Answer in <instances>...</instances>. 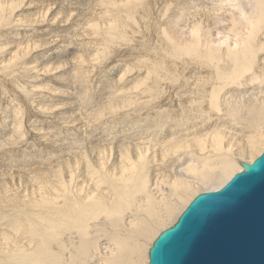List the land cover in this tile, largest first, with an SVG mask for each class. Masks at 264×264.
Returning a JSON list of instances; mask_svg holds the SVG:
<instances>
[{
	"label": "bare ground",
	"instance_id": "6f19581e",
	"mask_svg": "<svg viewBox=\"0 0 264 264\" xmlns=\"http://www.w3.org/2000/svg\"><path fill=\"white\" fill-rule=\"evenodd\" d=\"M69 1L0 0V100L22 101L9 105L13 135L0 150L28 141L26 129L53 159L25 184L3 181L0 264H147L150 245L196 195L263 152L264 0H200L212 6L192 11L191 0ZM20 10L32 12L16 19ZM63 41L77 86L65 118L38 97L53 99L52 87L21 82L56 70L61 62L34 60ZM90 129L99 143L87 147Z\"/></svg>",
	"mask_w": 264,
	"mask_h": 264
},
{
	"label": "water",
	"instance_id": "95a60500",
	"mask_svg": "<svg viewBox=\"0 0 264 264\" xmlns=\"http://www.w3.org/2000/svg\"><path fill=\"white\" fill-rule=\"evenodd\" d=\"M222 188L196 195L148 264H264V149Z\"/></svg>",
	"mask_w": 264,
	"mask_h": 264
},
{
	"label": "rangeland",
	"instance_id": "374dc122",
	"mask_svg": "<svg viewBox=\"0 0 264 264\" xmlns=\"http://www.w3.org/2000/svg\"><path fill=\"white\" fill-rule=\"evenodd\" d=\"M61 2H63V1H61ZM191 2L192 3H190V4H189V2L186 4L188 6V8H190L191 11L193 9H195L194 8L195 6L196 7H202V6H204V4L209 6V7L212 6L211 4H209L210 2H201L200 0H191ZM64 4H65L66 7H74V5H72L69 0H64ZM242 5L244 6L243 9H245L247 11L248 15H250L253 12V9H251L250 7H246V6H248V4L246 2L245 3L243 2ZM76 6L81 7L80 10H82V6L80 4L76 5ZM75 9L78 10L77 7H75ZM31 12H32V10H30V11L20 10V11H18V12H16L14 14L15 15L14 17L16 19H21V18H24L23 16H25V15L31 13ZM237 12H240V10L238 9ZM193 13H194V15H192V17H190L192 22L199 21L197 19H199L201 15L195 14V12H193ZM186 22H189V21H186ZM17 25H21V23H19ZM6 27H8V26H6ZM6 27L3 26L2 30L5 31ZM181 27H183V26H181ZM15 28H18V27H15ZM63 28H65V27H63ZM20 29H22V28H20ZM41 30L42 31L45 30V27L41 28ZM217 30L222 32L221 29L218 28V27L215 29V31H217ZM1 32H2V34H4L3 31H0V33ZM52 36H51V38H53V39H55V38L56 39H63V38H57L59 35L58 36H54V34H52ZM64 36H65L66 39L68 38L69 41H70L72 39L71 38V36H72L71 31L66 33V34H64ZM214 36H215V34L212 35V37H213V39L216 40L217 36H215V38H214ZM218 36H220V35H218ZM16 38L19 39V40L23 39V40H26V41H35V40L30 39L29 36L21 37V36H19V34L17 35ZM2 41H3V39H2ZM71 41H73V43H77L76 41L74 42L73 39ZM65 42H67V41H65ZM65 42L64 41L62 42L64 44V46L59 48L58 50H55L56 48H53L55 54H53L52 56L45 57V56H43V55H41L39 53V55H37L39 57H37L36 60H34L35 61V65L40 63L41 57H43L44 61L46 63H48V64L49 63H59V62H61V64L57 67L56 70H52L50 72V74L46 73V71H44V76H39V77H36L35 74H31L30 73V74L26 75V76H28L27 79L21 81L23 83V85H25V86L28 85V87H34L35 86L34 82H36V80H38V79H42V83H40V84L52 87V89H54L56 91V94H54V95L52 94L53 95V99L50 100V95L46 94L45 92L41 93V94H44L42 96L41 95L38 96L37 94H36V96H33V95L30 94L29 97H31V98H28L29 99V101H28L29 102V106L32 103L31 99H33V98H35L37 96L41 97V98L43 97L45 100H47V103H49V104L54 101L53 102V106H62V107L64 106V108H66V109H64V108L61 107V109H58V110L55 111V112L58 113L57 115H59V117H62V118H65V117L68 116V114L64 113L65 110H68V109L72 108L71 109V115L73 113H75V111H72V110H75L74 109V107H75L74 104H76V101H74V98H73L72 94H73V92H76L75 90H77V86L76 85H75V89H73V87H72L73 86L72 85L73 84L72 81H74V79L72 77V71L70 69V64H69V61H71L70 60V58H71V56H70L71 54L70 53H72V51L69 48L70 46H65ZM59 51H61V52H59ZM0 57H2V58L6 57L5 56V52L4 53L0 52ZM31 57L34 58V54H32ZM115 67L116 66L114 64V67H112V68L115 69ZM107 69H109L111 71V67L107 68ZM20 71L21 72H25L23 67L20 68ZM114 72L115 71L112 70V72H109L107 75H110L111 77L115 76ZM115 74H116V72H115ZM31 77H33L34 79L31 78ZM96 77H97V79L95 81H97V83H101L103 81V79L99 80L100 79L99 78L100 77L99 73L96 75ZM35 78H37V79L35 80ZM15 81L17 82L18 79L15 80ZM94 84H95L94 87L96 88L98 86V84L97 85H96V83H94ZM63 92H65V93H63ZM58 96H60V97H58ZM14 98H15V101H14ZM1 101H3V102H1ZM11 101H12V103H11ZM19 101L22 102L21 100H17V98L12 96L11 94H8L7 100H5V99L0 100V140L3 139V137L7 138V137L13 135V131L10 130L9 128L13 125V122L11 121L12 120L11 116H12V112H13L12 110H13L14 107L13 108L11 107L10 108L11 110H10L9 109V105L12 106V104H15L16 102H19ZM24 104L25 103H23V105ZM59 110H60V112H59ZM25 112H26V110H24V114H25ZM38 119L40 120L42 118L39 117ZM106 119L103 120V125H101L102 128H104V123L106 122ZM24 120H25L24 127L26 125V127L29 128V129L34 128L33 124H37L36 118H33V120H31V122H29V120H27L26 117H24ZM33 121H34V123H33ZM136 125L138 126V124H136ZM30 126H31V128H30ZM124 126H125V124L120 129H122V128L124 129V128L127 127V126L126 127H124ZM62 128H65V127L62 126ZM65 129H63V130H65ZM91 131L92 130L90 129L88 131L87 135L85 134V137L83 139V143L85 144V146L87 144L88 145L87 147H89L90 144L95 145V144L99 143L98 141L94 140L93 136L95 137L96 134L94 132H91ZM23 133H24V135L27 134L25 138L29 137L28 141L23 142L22 144H18L17 146L16 145H14V146H11V145L9 146L8 145V147H6L5 149L0 150L1 151V153H0V174H2L3 171L5 172V174L3 176H0V192L1 193H4L7 190V187H8L3 182L4 180H6V183H11V180H13L14 182L17 180L16 182H19V179H22L23 183L25 184V182H29L28 179L30 177V174H29L30 169H32V168H42V166H44V164H46L47 162H48L47 164H49V162H51L50 164L53 163V159H51V155H52L51 152H49L48 148H45L46 147L45 146L46 143L45 144L44 143L41 144L42 140L39 139L40 138V134H39L38 137H37L36 134H33V133H30V136H28L29 133H27L26 129L23 131ZM35 135H36V137H35ZM118 137H119V135H118ZM118 137H115V138L118 139ZM25 138H23V139H25ZM55 138H54V141L57 142L58 140H56ZM107 139L108 138H105V140H107ZM109 139L111 140L112 138H109ZM37 140H38V142H37ZM28 144H30V145H28ZM27 145H28L29 148L27 147ZM51 145H53V144H51ZM51 145L49 147L52 149ZM54 148H57V147H54ZM54 148L52 150H54ZM2 151H3V153H2ZM47 164L45 165L46 168L49 167V166H47ZM27 186H29V185H27ZM5 201L6 200H1L0 199V203H3ZM151 245H150V247H151ZM150 247L148 248V250L150 249ZM147 264H148V251H147Z\"/></svg>",
	"mask_w": 264,
	"mask_h": 264
}]
</instances>
